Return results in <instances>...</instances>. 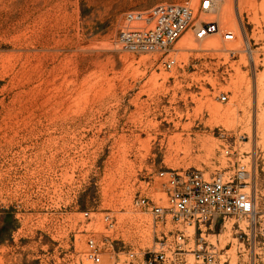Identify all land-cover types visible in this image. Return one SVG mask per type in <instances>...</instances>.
Segmentation results:
<instances>
[{"label": "rangeland", "instance_id": "374dc122", "mask_svg": "<svg viewBox=\"0 0 264 264\" xmlns=\"http://www.w3.org/2000/svg\"><path fill=\"white\" fill-rule=\"evenodd\" d=\"M158 3L198 0H0V264H91L89 235L151 245L132 202L162 197L161 170L238 158L264 210V0H216L204 38L121 49L125 14Z\"/></svg>", "mask_w": 264, "mask_h": 264}, {"label": "built area", "instance_id": "2783aa9c", "mask_svg": "<svg viewBox=\"0 0 264 264\" xmlns=\"http://www.w3.org/2000/svg\"><path fill=\"white\" fill-rule=\"evenodd\" d=\"M215 2L198 0L196 8L158 3L128 11L117 42L123 50L146 53L166 51L187 27L196 39L204 38L217 31L214 21L201 17L213 10ZM163 63L169 69L174 60ZM217 98L225 102L227 95L220 93ZM224 154L230 155V149ZM156 178L162 197L138 196L132 202L148 215L152 244L133 248L108 235L100 242L89 235L85 258L91 264H264V210L257 208L250 170L243 160L237 158L210 174L194 168L166 169ZM82 214L89 216L87 211ZM101 220L105 228L112 227L107 213Z\"/></svg>", "mask_w": 264, "mask_h": 264}, {"label": "bare ground", "instance_id": "6f19581e", "mask_svg": "<svg viewBox=\"0 0 264 264\" xmlns=\"http://www.w3.org/2000/svg\"><path fill=\"white\" fill-rule=\"evenodd\" d=\"M223 21L224 23H227L226 19L223 18ZM218 44V41L217 39H212V40H208L205 45H216ZM192 43H191V38H190V35L189 34H184L182 35L179 40L177 41V48L180 49V48H183V47H188V46H191ZM251 51V50H249Z\"/></svg>", "mask_w": 264, "mask_h": 264}]
</instances>
